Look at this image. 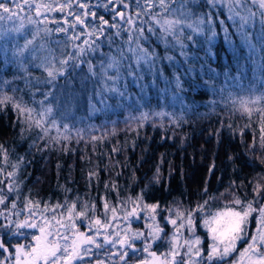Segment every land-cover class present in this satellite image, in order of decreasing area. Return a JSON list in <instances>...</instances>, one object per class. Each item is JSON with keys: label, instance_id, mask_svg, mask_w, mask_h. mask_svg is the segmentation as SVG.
Masks as SVG:
<instances>
[{"label": "snow or ice", "instance_id": "6c2138e0", "mask_svg": "<svg viewBox=\"0 0 264 264\" xmlns=\"http://www.w3.org/2000/svg\"><path fill=\"white\" fill-rule=\"evenodd\" d=\"M249 73L264 81V0H0V117L11 115L27 145L12 161L14 150L0 143V264H264V174L148 202L162 182V154L132 194L144 162L133 165L132 155L150 139L141 132L175 139L195 104L185 103L188 93L210 89L220 99L208 106L227 107L226 86ZM150 90L180 112L142 110ZM229 111L248 122L221 116L217 143L224 131L241 142L251 135L247 149L264 151V92L233 100ZM124 113L120 129L110 117ZM93 117L101 122L87 123ZM33 152L78 155L87 194L67 186L75 163L58 185L62 200L25 192L20 176Z\"/></svg>", "mask_w": 264, "mask_h": 264}, {"label": "trees", "instance_id": "16d2710c", "mask_svg": "<svg viewBox=\"0 0 264 264\" xmlns=\"http://www.w3.org/2000/svg\"><path fill=\"white\" fill-rule=\"evenodd\" d=\"M98 12L99 14H103L102 10H98ZM55 15L57 19L60 18V14L57 13ZM4 26L11 27L12 25L5 24ZM223 51L224 49L221 48L222 54ZM213 67L216 68L218 66L214 63ZM40 74L39 71L34 72V75ZM250 77L251 74L249 73L248 77L226 86L223 96L228 101L227 107H225L223 102H221L220 106L215 107V109L208 106V101L220 99L219 95L213 96L210 89L204 90L207 92L204 96L191 92L188 93L185 103L193 105L194 101L195 104L190 111L184 113L186 123H184L182 128L176 130V137L173 140L161 142L159 134L155 133L151 128L144 129L141 132V136L147 135L150 139L137 141L138 148L135 154L132 155L131 162L133 165L137 164L141 158L144 161L140 164L139 170L136 173L141 183L138 188L133 189L132 194L139 191V188H142L152 178L155 166L162 154L166 161L162 168V182L150 189L149 195L146 197L148 202L161 201L167 204L173 199H183L181 197L182 192H196L198 189L204 187L206 181H208L210 191L215 193L217 189L223 191L230 179H235L239 182V180L245 177L251 179L257 174H264V163L261 162L264 160V151L257 150L256 152H251L246 147L247 144H251L252 142L251 135H245L242 138L243 142H241V139L230 138L229 133L224 131L221 133L219 144L214 135L216 130L220 128L217 120L225 114L235 121L237 127L248 122L238 112L232 117L229 109L232 107V101L238 100L233 94H230V91L235 86L234 84L240 81L245 84ZM8 78H11V74H9ZM216 83L218 86L221 85L223 77ZM132 91H135V89H132ZM236 96L239 97L240 94H236ZM147 99L150 102L142 110L147 111L151 108L159 111L163 108L166 111H176L178 113L181 110L179 105H176L174 108L167 106L171 102L170 98L158 102L155 93L151 90ZM77 115H84V113L81 111ZM125 115L127 113L119 117L112 116L110 119H119L121 121L119 128L123 129L125 125L122 121ZM12 122L13 118L11 115L0 117V143L14 150L11 159L15 161L17 155H25L27 145L21 144L18 131L11 126ZM100 122L101 120L95 117L87 121L89 124H99ZM77 126L83 127L84 125L78 124ZM256 134L258 135V131ZM121 136L128 140L134 139L132 133H128L125 137V134L122 132ZM72 146L76 147V145ZM80 148L83 149V145ZM229 156H232L233 160L230 161L228 159ZM26 159L31 160L32 163L23 170L20 178L28 177L24 191L28 192V190H31V194L35 199L47 201L51 198L53 202L62 200L64 193L58 185L65 184L64 176L68 174V166L73 163L76 164L77 168L72 173L76 182L74 184L69 183L67 186L79 189L81 194H87L86 184L82 176L85 165L79 161L78 155H64L60 152L39 154L33 152V155L26 156ZM213 160H215L217 167L215 174L209 180L208 167ZM168 162H170L171 167ZM57 163L64 166L62 171L58 172L56 168ZM172 168L175 171L169 178L168 174L172 171ZM234 169L236 170L235 174L233 173ZM120 183L125 184L126 181L121 178ZM71 195L69 193V197ZM93 195L95 194L93 193ZM191 199L195 201L197 197L193 196ZM158 251H163V249H159Z\"/></svg>", "mask_w": 264, "mask_h": 264}, {"label": "rangeland", "instance_id": "374dc122", "mask_svg": "<svg viewBox=\"0 0 264 264\" xmlns=\"http://www.w3.org/2000/svg\"><path fill=\"white\" fill-rule=\"evenodd\" d=\"M234 88L233 90L230 91V94H233L234 97H236L237 99L239 97H250V96H254V95H260L261 92H264V87H262V85H264V81H259V80H252L251 77L249 78V80L243 84L241 81L237 82L234 84ZM236 94H240L239 97L236 96ZM246 95V96H244ZM255 106V105H254ZM134 227H140V225L135 224L133 225Z\"/></svg>", "mask_w": 264, "mask_h": 264}]
</instances>
